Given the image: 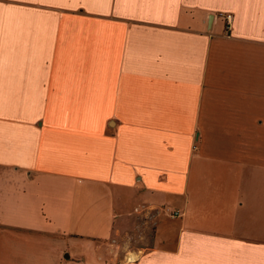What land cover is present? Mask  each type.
<instances>
[{
  "label": "crops",
  "instance_id": "1",
  "mask_svg": "<svg viewBox=\"0 0 264 264\" xmlns=\"http://www.w3.org/2000/svg\"><path fill=\"white\" fill-rule=\"evenodd\" d=\"M0 168V264H264V0H0Z\"/></svg>",
  "mask_w": 264,
  "mask_h": 264
},
{
  "label": "rangeland",
  "instance_id": "2",
  "mask_svg": "<svg viewBox=\"0 0 264 264\" xmlns=\"http://www.w3.org/2000/svg\"><path fill=\"white\" fill-rule=\"evenodd\" d=\"M1 175H2V171L0 168V195H1L0 198L3 196L5 197L7 195L6 194L7 180L4 178V176L1 177ZM76 240H77L76 244H74L75 240L72 241V260H74V258H77L79 260V264H89L88 261L86 263L83 262L82 255L84 257L87 256L92 259H95L98 255H104L103 252L94 251L96 242L92 241V239H88L85 237V238H77Z\"/></svg>",
  "mask_w": 264,
  "mask_h": 264
},
{
  "label": "built area",
  "instance_id": "3",
  "mask_svg": "<svg viewBox=\"0 0 264 264\" xmlns=\"http://www.w3.org/2000/svg\"><path fill=\"white\" fill-rule=\"evenodd\" d=\"M219 15L224 17V19H225V27H226L227 30H229L231 28V23H232V19H233L232 14L231 13L220 12Z\"/></svg>",
  "mask_w": 264,
  "mask_h": 264
},
{
  "label": "water",
  "instance_id": "4",
  "mask_svg": "<svg viewBox=\"0 0 264 264\" xmlns=\"http://www.w3.org/2000/svg\"><path fill=\"white\" fill-rule=\"evenodd\" d=\"M212 18H213V14H209V16H208V24H211Z\"/></svg>",
  "mask_w": 264,
  "mask_h": 264
}]
</instances>
